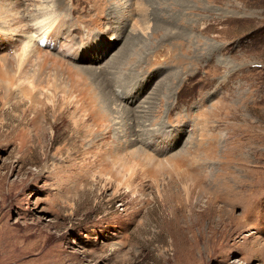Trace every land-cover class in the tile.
Returning <instances> with one entry per match:
<instances>
[{"label": "rangeland", "instance_id": "obj_1", "mask_svg": "<svg viewBox=\"0 0 264 264\" xmlns=\"http://www.w3.org/2000/svg\"><path fill=\"white\" fill-rule=\"evenodd\" d=\"M116 1L52 3L80 33L78 59L65 58L81 77L47 69L40 84L34 55L17 92L50 84L60 108L68 104L85 125L73 134L67 119L53 136L49 109L47 141L30 124L22 150V128L0 129V264L14 249L8 264H264V0ZM18 6L17 24L6 21ZM30 7L0 0L2 64L23 52ZM73 30L65 35L78 42ZM111 149L142 196L115 195L102 177ZM146 154L180 161L181 172L159 177V187L194 177L205 213L195 210L196 190L188 199L177 183V208L164 209L145 178Z\"/></svg>", "mask_w": 264, "mask_h": 264}, {"label": "bare ground", "instance_id": "obj_2", "mask_svg": "<svg viewBox=\"0 0 264 264\" xmlns=\"http://www.w3.org/2000/svg\"><path fill=\"white\" fill-rule=\"evenodd\" d=\"M54 1L55 0H30V6H31L30 8L33 11V13L30 15V18L31 21H33L34 23L32 24L33 28L31 29V33H29L27 37V42L24 45L23 52L18 57L17 63L8 62L7 64H2L0 62V89H5V94L0 95V105H1L0 129H3L5 127H11L13 130L19 127L22 128L19 132V135L17 136V137H21V140H19L20 150L24 149L30 144L31 141L30 130L27 129V127H29L30 124L36 127V130L39 131L38 133H41L38 134L39 135L38 139L44 143L47 141V137L49 135L48 131L51 129L50 132L52 133V135L56 136V129L61 127L64 121L67 119L69 122V126L71 127L72 131H74L73 134H77V135L81 134L78 131V128L85 125L84 121H78L75 116L71 115V110L68 104H65V107L63 108H60L59 104L62 100L59 99V94H57L51 88L49 83H47L49 85L43 87L39 85L36 86L34 82H31L30 84L26 85L25 88L17 92V89L21 85V79H20L21 75L27 73L31 68H35L34 65L32 64V59L34 55L37 57L38 60V69L36 74L38 76L39 82H40L39 79L41 77L48 76V73L46 72L47 69H55L58 72H60L62 75L64 76L67 75L70 78V80L74 83H77L79 81L76 76L81 77V75L77 72L73 64L69 63V61L66 60V58H70V57L74 61L78 59L77 54L79 53L78 47H80L79 46L80 33H76V30H73L71 27H69L70 25L68 21L65 19V17L56 12V9L52 7L53 6L52 3ZM113 2L114 4L117 5L116 0H113ZM22 7L23 5L20 6V8ZM20 11H19V6L16 9L13 7L7 10L6 16L3 18L7 21V19L10 17L14 21V23H16L15 16H18ZM0 16L2 15L0 14ZM34 28L37 29L38 31L36 32ZM72 30L76 33V35H78L79 38L77 39L79 40L78 42L75 40L73 36H71L72 34L68 36L65 35L68 34L69 31L72 32ZM41 83L42 82H40V84ZM34 93H38V95ZM15 99L18 100L13 102V100ZM89 99H90L91 109H93V111L95 112H98L96 111V107H95L96 99H92L87 94L86 100ZM101 100L102 102H105L103 98H101ZM49 109L53 110L56 113V116H55V121L50 124V128L48 130L47 128L44 129L42 125H44L45 127L49 125V119L47 117ZM27 112L34 113L35 116L30 118V115H28ZM67 145L68 144L66 143V146ZM92 147H94V143L89 145V150ZM62 150L63 149H60L59 151L61 152ZM111 151L112 149L110 150V152L102 154L103 156L102 161L104 162L103 168L101 169V173L102 175H104L102 177L107 179L108 185L111 184L113 186L115 184V195L116 194L119 195L121 189H124L126 193L132 195L134 198H136L138 195L142 196V194H139L140 189L130 186V180L134 179L133 177L134 173L131 172L129 169H126L123 165L118 164L116 157L113 156ZM163 152L166 154V151ZM47 157L48 156H46V158ZM110 159H116V160H113L112 162ZM140 159H144V162L149 165L144 169L145 178L146 179L148 178L152 180L153 183H155V186L157 187L158 196L163 204L162 207L164 209L169 210L170 213L173 214L177 206L173 204L174 199L172 198L171 192H173V195H176L177 191L175 192L173 191L174 189H176L174 184L177 183L179 186L182 187L183 180L181 178L179 182H175L171 178L170 182H168L166 186L160 188L159 187L160 181L162 182L166 178L159 179V177L162 176L171 177L172 175H177L178 173H180L183 167L181 162L180 161L170 162L169 160L161 161L158 159V157L156 158L154 156H150L149 154H146V157ZM46 168H48V165H46ZM119 168H122V170H120ZM103 170L104 173L106 174L103 173ZM196 170L198 171V169ZM189 180L191 181L190 184L183 186V193L185 192L187 198L191 199L193 195V191L196 190L197 197H196V202L194 204L195 210L198 211L201 210V212L199 211V214L205 213L204 211L205 209L202 205L205 203L203 201L204 197L202 195V190L199 189L197 191L196 189L197 184L199 182H195L194 177L190 178ZM112 181L115 182L112 183ZM155 199L157 198L152 197L151 201L154 203ZM205 208L208 207L206 206ZM4 220L5 217L1 219V221L3 222L2 227H7V224H4ZM223 221L225 222L226 220L223 219ZM199 223L201 222L199 221V219H197L196 222L192 221V222H187L186 224H190V225L192 224V226H195L198 225ZM231 223L232 220H229V222H227L226 226L229 229L224 228L223 232H226L227 230L230 232V229L232 227ZM188 228L191 227L189 226ZM204 234L207 235L206 228L204 230ZM192 236H193L192 238H195V240L196 238H198L197 233H195ZM215 236H217V234ZM215 236L213 234V238ZM12 248H14V245L12 246ZM3 256H4L5 264H8L10 260L18 259V254L15 251V249L9 251Z\"/></svg>", "mask_w": 264, "mask_h": 264}]
</instances>
